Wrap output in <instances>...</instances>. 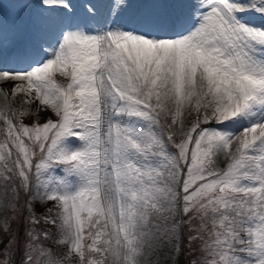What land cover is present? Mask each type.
I'll use <instances>...</instances> for the list:
<instances>
[{
    "label": "snow or ice",
    "instance_id": "obj_1",
    "mask_svg": "<svg viewBox=\"0 0 264 264\" xmlns=\"http://www.w3.org/2000/svg\"><path fill=\"white\" fill-rule=\"evenodd\" d=\"M5 7L0 264H264V0Z\"/></svg>",
    "mask_w": 264,
    "mask_h": 264
},
{
    "label": "rangeland",
    "instance_id": "obj_2",
    "mask_svg": "<svg viewBox=\"0 0 264 264\" xmlns=\"http://www.w3.org/2000/svg\"><path fill=\"white\" fill-rule=\"evenodd\" d=\"M14 2V0H0V3L4 4L5 7L4 8V12L6 13V16L8 18L9 21H11L12 19V16H13V9L10 7V5ZM3 85H0V87H2ZM8 87V86H6ZM9 91L11 90V88L8 89ZM16 106L19 107L20 105V98L19 96L17 97L16 99ZM33 110L35 111V106H33ZM49 115V113L47 112H43L41 113V116H40V122L42 123L44 118H46L47 116ZM35 119V117H26L24 122L26 124H31L32 121ZM218 166L223 168L226 166V161L224 160L223 157L219 158L218 160ZM51 205H46L45 207H50ZM36 211H38V214H40L42 211H44V207H41L40 205H37L36 206ZM0 219H2V217H0ZM17 227L16 223L13 222L12 224V230H15ZM38 227L40 228H47L49 230H51L52 232H55V229L53 228L52 225H39ZM6 234L4 233L3 231V228L0 227V241H2V243H0V259H3L4 258V254H3V248H4V245L7 244L8 242V236H5ZM65 249L63 247H56L54 246V251L58 252V253H62ZM186 252V251H185ZM185 261L186 259H184V256L182 255L180 257V262L179 264H185Z\"/></svg>",
    "mask_w": 264,
    "mask_h": 264
},
{
    "label": "trees",
    "instance_id": "obj_3",
    "mask_svg": "<svg viewBox=\"0 0 264 264\" xmlns=\"http://www.w3.org/2000/svg\"><path fill=\"white\" fill-rule=\"evenodd\" d=\"M42 212H44V211H42ZM42 212H41V213H42ZM37 214H38V211H37ZM5 236H7V235H5ZM185 251L187 252L188 250L185 249ZM15 259L18 260V259H19V256L17 255V256L15 257ZM184 259H187L186 256H184Z\"/></svg>",
    "mask_w": 264,
    "mask_h": 264
},
{
    "label": "bare ground",
    "instance_id": "obj_4",
    "mask_svg": "<svg viewBox=\"0 0 264 264\" xmlns=\"http://www.w3.org/2000/svg\"><path fill=\"white\" fill-rule=\"evenodd\" d=\"M8 87H7V89H9V88H11L12 87V85L11 84H9V85H7Z\"/></svg>",
    "mask_w": 264,
    "mask_h": 264
}]
</instances>
